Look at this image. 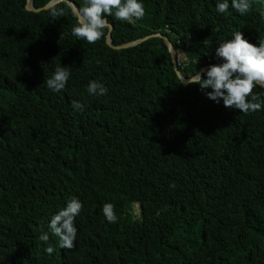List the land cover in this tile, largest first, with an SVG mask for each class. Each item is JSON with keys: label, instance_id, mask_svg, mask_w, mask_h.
I'll return each mask as SVG.
<instances>
[{"label": "trees", "instance_id": "16d2710c", "mask_svg": "<svg viewBox=\"0 0 264 264\" xmlns=\"http://www.w3.org/2000/svg\"><path fill=\"white\" fill-rule=\"evenodd\" d=\"M29 1L50 0H0V264H264V88L252 90L260 110L226 108L181 83L163 38L115 48L106 28L89 43L67 2L52 16ZM143 4L139 20L108 16L112 44L161 32L185 78L219 63L218 41L237 30L264 40V0L244 14L215 0ZM60 64L70 75L52 92L43 81ZM91 79L106 94L89 96ZM73 196L74 246L41 241Z\"/></svg>", "mask_w": 264, "mask_h": 264}, {"label": "clouds", "instance_id": "9594fccd", "mask_svg": "<svg viewBox=\"0 0 264 264\" xmlns=\"http://www.w3.org/2000/svg\"><path fill=\"white\" fill-rule=\"evenodd\" d=\"M59 2L60 0H56V3ZM229 6L244 14L250 8V0H215V10L219 13L227 11ZM144 12L143 0H84V6L75 13L76 23L71 31L78 39L83 38L92 43L104 35V29L111 27L109 15L131 21L141 19ZM50 14L63 15V9L54 4ZM261 15L264 16V10ZM215 55L220 58L219 63L197 70L191 78L187 77L186 81L183 77L181 83L197 84L208 99L215 103L222 102L226 108L238 109L243 113L260 110L262 105L252 90L256 86L264 88V40L249 42L242 32L237 30L230 38L218 41ZM69 75L68 68L60 64L43 83L52 92H58L65 88ZM86 90L89 96L97 97L107 92L106 86L96 79L89 80ZM71 104L73 110H82L84 107L80 100H72ZM81 207L82 202L75 196L68 199L63 207L50 216L47 231L42 232L39 239L47 241L50 232L58 237L61 247L71 249L77 232L74 218L79 214ZM101 212L109 222L117 219L111 202H104ZM44 251L51 254L53 247L49 245Z\"/></svg>", "mask_w": 264, "mask_h": 264}, {"label": "water", "instance_id": "95a60500", "mask_svg": "<svg viewBox=\"0 0 264 264\" xmlns=\"http://www.w3.org/2000/svg\"><path fill=\"white\" fill-rule=\"evenodd\" d=\"M61 1H65L67 2L71 7L72 9L75 11V13L78 11V7L77 5L75 4V2L73 0H60ZM54 4H57L56 3V0H50L47 4H45L44 6H41V7H34L31 3V1L28 2L27 4V8L28 9H34L36 11H39V10H43V9H49L51 8ZM111 24V23H110ZM112 29H113V25L111 24V27L109 28V32H108V37H107V43L110 44L111 46L115 47V48H127V47H131V46H134L138 43H140L141 41H143L144 39L148 38V37H153V36H159L161 38L164 39V41L167 43L171 53H172V60L174 62V67H175V70L177 71L178 75L183 78L182 76V73L181 71L179 70V67H178V64L176 62V57H175V49H174V44L173 42L171 41V39L161 33V32H157V33H153V34H150L146 37H143V38H138V39H135V40H132V41H129V42H126V43H123V44H119V45H114L112 44V40H111V32H112ZM207 66H204L202 67L201 69L205 68ZM187 80V78H185V81ZM184 84H187V83H184Z\"/></svg>", "mask_w": 264, "mask_h": 264}, {"label": "rangeland", "instance_id": "374dc122", "mask_svg": "<svg viewBox=\"0 0 264 264\" xmlns=\"http://www.w3.org/2000/svg\"><path fill=\"white\" fill-rule=\"evenodd\" d=\"M136 213H140V209H139V206L137 205V209H136Z\"/></svg>", "mask_w": 264, "mask_h": 264}, {"label": "bare ground", "instance_id": "6f19581e", "mask_svg": "<svg viewBox=\"0 0 264 264\" xmlns=\"http://www.w3.org/2000/svg\"><path fill=\"white\" fill-rule=\"evenodd\" d=\"M182 73V72H181Z\"/></svg>", "mask_w": 264, "mask_h": 264}]
</instances>
